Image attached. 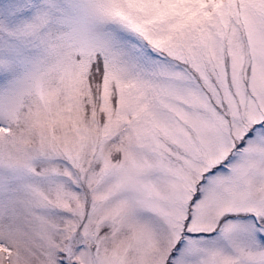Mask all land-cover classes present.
<instances>
[{
  "label": "snow or ice",
  "instance_id": "6c2138e0",
  "mask_svg": "<svg viewBox=\"0 0 264 264\" xmlns=\"http://www.w3.org/2000/svg\"><path fill=\"white\" fill-rule=\"evenodd\" d=\"M0 264H264V0H0Z\"/></svg>",
  "mask_w": 264,
  "mask_h": 264
}]
</instances>
